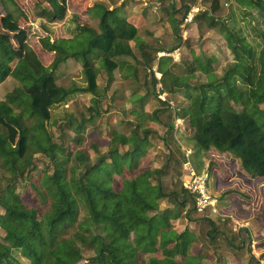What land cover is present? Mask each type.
Listing matches in <instances>:
<instances>
[{
  "label": "trees",
  "instance_id": "1",
  "mask_svg": "<svg viewBox=\"0 0 264 264\" xmlns=\"http://www.w3.org/2000/svg\"><path fill=\"white\" fill-rule=\"evenodd\" d=\"M236 1L256 12L251 17L255 44L247 42L240 29L226 24L224 20L228 21L229 16L223 20L213 15L219 9V0H212L200 12L198 8L193 20L200 31L203 22L207 28L217 29L231 48L233 60L219 76L212 66L215 58L202 53L194 55V67L175 62L185 73L178 74L170 68L162 71L159 78L162 87L172 91V86L188 87L194 72L203 73L206 81L194 84L190 105L178 113V117L189 121L190 138L204 155L210 156L211 150L231 153L245 171L264 177V0ZM91 3L86 13L91 14L93 25H80L79 32L64 43L41 38L54 51L53 60L45 66L27 42L18 49L9 43V37L20 32L17 19L5 0H0L5 27L0 29V93L4 94L0 98V264H78L81 260L90 264H206L202 255L192 253L197 241L193 232L188 228L181 232L173 229L177 219L187 215L186 203L192 200L182 187L181 177L178 190L163 189L160 178L170 158L155 168L141 162L145 155L142 143L150 145L147 136L138 132L141 123H135L128 136L114 130L111 146L94 161L77 149L72 156L75 163L70 164L72 152L64 155L66 149L53 139L47 126L51 108L76 90L92 94V104L87 109L96 112V97L103 90L98 86L100 70L94 65V57L100 59L106 71L105 87L117 76L125 79L133 72L130 65L125 69V61L119 59L134 57L130 41L138 35L137 26L121 12L123 1L111 8L101 0ZM55 6L62 10L61 4ZM190 8L185 4L179 22ZM36 16L49 22L58 17L53 7L43 4L38 5ZM14 32L17 35L12 36ZM78 34H86V47L80 41L72 44ZM95 50L100 56L92 58ZM70 58H81L83 87L66 88L56 82L55 71ZM7 78L13 80L11 90L3 84ZM96 113L79 122L70 120L74 134L81 136L85 123L92 121ZM12 131L18 135L15 144L6 134ZM120 145L127 148L121 152ZM36 153L45 155L49 166H53L51 172H43L37 179L33 173ZM25 177L39 202L47 206L41 216L37 207L26 204L16 191L17 183ZM164 197L172 203L160 209L158 200ZM195 219L208 221L214 230V221ZM14 250H19L26 261L19 259ZM86 250L91 254L86 255Z\"/></svg>",
  "mask_w": 264,
  "mask_h": 264
},
{
  "label": "rangeland",
  "instance_id": "2",
  "mask_svg": "<svg viewBox=\"0 0 264 264\" xmlns=\"http://www.w3.org/2000/svg\"><path fill=\"white\" fill-rule=\"evenodd\" d=\"M101 1H104L110 8L121 2L120 0ZM58 3L63 6L60 11L55 6ZM211 3L212 0H123L121 12L137 26L138 35L130 41L134 57L121 56L119 59L125 61V69L130 65L133 72L131 71L132 73L124 79L125 82L117 76L108 87H105L107 74L100 59L93 58L95 54L100 56V52L95 50L92 58L96 69L100 70L97 82L99 88L103 90L100 96L96 97L98 98L97 113L95 110L87 109L92 104V94L76 90L66 101L51 108V117L47 126L54 134L53 139L66 149L64 155L67 156V152H72V155L69 156L70 164L75 163L72 156L77 149L89 154L91 160L94 161L99 153L107 152L111 146L110 138L114 130L117 134L123 133L128 136L135 123H141L138 132L142 135L145 134L150 143L145 148V155L141 157L143 166L155 168L163 166L168 158L171 160L169 164L165 165L164 173L160 178L165 191L178 190L180 177L184 184L189 178L182 167L186 161V152H190L188 160L197 174L207 175V190L217 198V212L213 213L212 217L215 218L217 227L223 229L222 235L225 236V241L224 237L221 238V234L217 235L212 232L216 236L211 237L212 233L207 235L211 225L209 226L206 220L195 218L204 217L207 219L205 215L209 211L200 215L194 210L190 201L186 203L185 207L188 209L187 215L180 217L182 219L179 220V223L177 221L178 225L175 229L179 230L186 225L193 227L198 237V245L195 244L191 248L192 253L202 255L201 260H207L206 264L215 263L214 260L208 259L209 246L213 245H217V248L228 247L227 249L233 251L237 249L236 254L240 256V260L230 258L223 262V260L216 259L215 264H258L256 256L259 255V250L257 248L256 252L253 251L252 240L257 243L260 240L262 243L259 245L264 246V177H257L245 171L241 167L238 157L231 153L211 150L210 156L204 155L195 141L190 138L192 128L189 121L186 117H178V113L190 105L192 96L195 94L194 84L206 81L203 73L194 72L190 77L188 87L175 88L172 86V91L162 87L159 78L162 71H169L170 68L178 74L185 73L183 68L175 65V62L182 63L188 68L189 66L194 67V55L200 56L202 53L215 58L212 66L214 72L219 76L226 68L227 63L233 60V53L224 37L217 29L207 28L205 22L202 23L201 31L194 20L186 25L185 31L181 30V21L179 22V20L185 9V4H190L195 9L199 8L200 12ZM39 4L53 7V10L57 12L58 17L51 23L45 24L46 26L41 25L40 21L29 24V17L37 15ZM91 4V0H17L14 4L16 10L12 8L11 11L15 16L19 12L17 22L20 21L18 23V32L20 33L17 35V31L14 32L12 36L15 34L17 36H10L9 43L18 49V45L27 42L40 61L47 66L53 60L54 51L47 48L41 38L45 37L50 41L56 40L58 43H64L79 32L80 25H93L91 14L86 13V9ZM7 6L12 5L9 3ZM130 7L131 10H129ZM1 11L3 10L0 9V13ZM248 12L251 13V16ZM3 14L0 15V29H5ZM213 15L221 17L223 20L229 16L228 21L224 20L226 24L240 29L246 41L255 44L256 37L251 31L253 25L251 17L256 16L254 9L240 6L236 0H219V9ZM85 35L78 34L72 44L77 45L80 41L82 42L81 46L86 47L87 44L83 42ZM173 46L175 48L171 50L170 48ZM161 52L170 53V55H163ZM149 60H151L150 67L146 65ZM81 64V58L76 60L70 58L61 63L55 71L57 84L66 88L85 86ZM3 84L10 90L14 87L11 78H7ZM3 96L4 94L0 93V98ZM132 97H136V99L131 100ZM159 98L164 102H161ZM236 107L240 109L238 104ZM95 113L97 115H94L92 121L85 123L82 135H75L70 122H79ZM153 115L156 117L154 120H152ZM170 125H173V128H170ZM144 130L147 132L145 133ZM6 134L11 143L15 144L18 139L17 133L12 131L9 134L6 132ZM77 139H81V141L77 142ZM142 147H145L144 142ZM125 148H127L125 145L119 146L121 152ZM33 163L36 166L33 170L35 179L41 178L43 172L52 171L53 166H49V159L42 153L34 155ZM180 172H182L181 175ZM31 180L33 179L31 178ZM151 181L155 183L156 179L152 178ZM29 182L27 177L21 179L17 183L16 191L22 195L26 204L37 207L41 216L47 206L39 202ZM171 203L165 197L158 200L160 209L171 206ZM219 206L226 208L221 209ZM2 211L0 208V212ZM226 215L223 223L221 217ZM83 216L84 212H81V217L83 218ZM248 217H252L254 231L261 235L259 238L257 237L258 239L253 237L251 227L245 225V220ZM190 219L192 220L190 221ZM232 226L236 228V231H233L234 235H231L233 233H229V231L226 232V230H232ZM259 245L257 244V247ZM86 251V255L91 254V251ZM14 254L19 259L26 261L19 250H14ZM259 258H262L264 262V251ZM78 264L90 263L81 260Z\"/></svg>",
  "mask_w": 264,
  "mask_h": 264
},
{
  "label": "built area",
  "instance_id": "3",
  "mask_svg": "<svg viewBox=\"0 0 264 264\" xmlns=\"http://www.w3.org/2000/svg\"><path fill=\"white\" fill-rule=\"evenodd\" d=\"M198 9L195 7H191L190 10L184 15L180 22L181 30L185 31L186 25H188L194 17ZM163 55H170V53L161 52ZM189 153L186 152L185 159L186 161L183 163V171H186V175H188V179L185 184L182 183V187L185 190V193L191 197L192 204L194 210L200 214H204L206 211L211 213L217 212V198L214 197L207 190V175L206 174H197L194 167L190 163ZM258 264H264L263 260L259 258Z\"/></svg>",
  "mask_w": 264,
  "mask_h": 264
},
{
  "label": "crops",
  "instance_id": "4",
  "mask_svg": "<svg viewBox=\"0 0 264 264\" xmlns=\"http://www.w3.org/2000/svg\"><path fill=\"white\" fill-rule=\"evenodd\" d=\"M120 1H123V0H120ZM16 2H17V0H10V1H7V0H5V4H9L10 3V5H12V6H8L9 7V10H10V13L12 14L13 12L11 11V9L13 8L14 9V4H16ZM121 3V2H120ZM44 5V4H43ZM35 6V5H34ZM0 8H1V6H0ZM14 10H16V9H14ZM129 10H131V7L129 8ZM132 11H134V8H132ZM17 12H18V10H17ZM4 13V11H1V13H0V15L2 16V14ZM18 15H19V12L17 13ZM4 15V14H3ZM14 15V14H13ZM12 15V16H13ZM18 15L17 16H13L15 19H18L17 17H18ZM30 18V21H29V24H33L34 23V21H37V23H38V21H40V24L41 25H44V26H46L45 24H49V23H51V22H49V21H47L46 19H44V18H40V17H37V16H35V15H33L32 17H29ZM20 22V21H19ZM19 22H17V24L19 23ZM3 29V28H2ZM34 29V28H33ZM4 30V29H3ZM122 81H126V80H124V79H122ZM145 144V143H144ZM141 146H143V143H142V145ZM147 147V145L145 144V147H143V148H146ZM168 207V206H167ZM221 209L222 208H224L223 206H219ZM226 208V207H225ZM182 213H184V211L182 212ZM212 214L213 213H211V212H209L207 215H205V217H207L209 220H212V221H214V226H215V228H214V231H213V229L211 230V226H210V224H209V226H210V228H209V230L207 231V235L209 234V231L211 230L212 232H215V231H217V232H215L217 235L219 234H221V238H223L224 237V241H225V236H223L222 235V233H223V229H220V228H218L217 227V223H216V220H215V218L214 217H212ZM186 216V215H185ZM184 216V217H185ZM225 217H227V215L226 216H222L221 217V220H222V222L224 223V221H225ZM252 217H248L246 220H245V225H249L250 227H251V229H252V232H253V237H255V238H259L261 235L260 234H257V232H255L254 231V229H253V220L251 219ZM182 218H178L177 219V221H178V223H179V220H181ZM235 219V218H234ZM192 219H190V221H191ZM236 220V219H235ZM177 221H176V223L174 224V226H173V229L176 231V232H181V231H183L185 228H188L189 230H191L192 232H193V234L195 235V237H196V239H197V241H196V245H198V237H197V234H196V232L194 231V229H193V227H190L189 225H186L184 228H181V229H175V227L178 225L177 224ZM190 223V222H189ZM192 223H194V222H192ZM209 223V222H208ZM239 225H241V224H239ZM248 226V227H249ZM233 228H232V230H226V232L227 231H229V233H233V234H231V235H234V232L233 231H236V228H235V226H232ZM225 231V230H224ZM195 232V233H194ZM230 235V234H229ZM216 236V235H215ZM257 238V239H258ZM223 240V239H222ZM258 241V240H257ZM260 243H262L260 240H259V243H257L255 240H252V249H253V251L254 252H256V249L258 248V254L261 256V254L263 253V251H264V246H262V245H259ZM257 244L259 245V247H257ZM195 245H193V247H194ZM214 247V248H213ZM256 247V248H255ZM209 250H210V252H208L209 254H208V259L209 260H214L215 261V263H216V259H218V260H220V261H222L223 260V262H224V260H227V259H233V260H240V256L239 255H237L236 254V250L237 249H234V247H231V248H233L235 251H233V250H230V249H227L228 247H220V248H217V245H213V246H209ZM256 256V257H260V256ZM257 258V259H258ZM260 260H263L262 258H259ZM219 261V262H220ZM219 262H217V263H219ZM215 263H213V264H215ZM249 264V263H248Z\"/></svg>",
  "mask_w": 264,
  "mask_h": 264
}]
</instances>
